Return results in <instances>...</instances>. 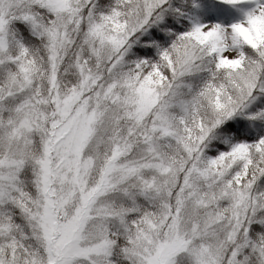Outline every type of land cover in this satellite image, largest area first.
Segmentation results:
<instances>
[{"label": "snow or ice", "instance_id": "obj_1", "mask_svg": "<svg viewBox=\"0 0 264 264\" xmlns=\"http://www.w3.org/2000/svg\"><path fill=\"white\" fill-rule=\"evenodd\" d=\"M170 7L0 0V264H264V130L253 136L239 119L264 97V41L241 32L264 21V0H199L193 10L208 22L191 26ZM237 9L244 18L233 21ZM25 26L42 48L16 39ZM197 73L207 75L176 100ZM230 133L229 148H209ZM102 139L110 164L79 208L33 201L26 167L42 190L60 177L75 185V163Z\"/></svg>", "mask_w": 264, "mask_h": 264}, {"label": "clouds", "instance_id": "obj_2", "mask_svg": "<svg viewBox=\"0 0 264 264\" xmlns=\"http://www.w3.org/2000/svg\"><path fill=\"white\" fill-rule=\"evenodd\" d=\"M238 49L229 48V54L238 53ZM212 57H208V61H212ZM209 66L213 67L215 70V80L218 84H225L229 80L227 71L223 69H215L214 64ZM207 75V73H197L196 75L185 77L179 83L181 87L177 89L176 100L190 98L193 91L198 88L201 82V77ZM183 85V86H182ZM205 113L211 118L212 113L208 110V101L204 102ZM105 127H107V121L105 122ZM35 147L32 150V154H35ZM108 144L105 140L93 141L86 145L85 150L81 153V158L75 163V175L78 178L79 183L73 185L71 182H66L63 177L59 178L58 187L51 188L50 191L42 190L38 184V173L35 167L29 166L24 169L23 180L25 187L29 189L32 193V199L35 203H38L42 195H54L62 200L68 205V209L79 208L81 203V197L85 189L93 186L98 178L104 173L105 169L110 164V159L107 158ZM72 169L69 168V171ZM65 176L67 173L64 174ZM55 182V181H54ZM79 190V191H78ZM117 200V197H113ZM102 207V206H101ZM187 227V224L185 225ZM114 231H120V226L118 224L113 225ZM96 231V226L92 225L88 229L89 236H94ZM120 264H127V261H120Z\"/></svg>", "mask_w": 264, "mask_h": 264}, {"label": "rangeland", "instance_id": "obj_3", "mask_svg": "<svg viewBox=\"0 0 264 264\" xmlns=\"http://www.w3.org/2000/svg\"><path fill=\"white\" fill-rule=\"evenodd\" d=\"M171 7L168 9V13L171 14L174 18V16H178L179 13H181L182 8H189L193 10V5L196 3H199V0H169ZM179 8L180 12H176L175 9ZM194 12V23L196 22H203L207 23L208 21L200 16L197 12ZM244 18V14L242 10L237 9L236 13L231 17L233 21L240 20ZM219 22H224L223 19H221ZM242 34L244 37L249 40H255L258 37L262 36L264 34V21H258L253 29H241ZM264 39V38H263ZM264 97L250 100L247 102V107L243 108L241 110V114L239 116V119L244 121L247 128L250 130H257L256 132L259 133L262 129L264 130V126L261 120H264V116H257L255 119H250V115L253 113H259L261 110L256 109V105L259 102H263ZM78 103L77 99H72L68 102L67 108L68 112L72 113L73 109L76 107V104ZM263 126V127H262ZM262 127V128H261Z\"/></svg>", "mask_w": 264, "mask_h": 264}, {"label": "trees", "instance_id": "obj_4", "mask_svg": "<svg viewBox=\"0 0 264 264\" xmlns=\"http://www.w3.org/2000/svg\"><path fill=\"white\" fill-rule=\"evenodd\" d=\"M181 11L182 12L179 13L178 16H174V19H176L177 24L180 25V26H183L181 24V20H183V19H188L189 20V26L194 24V12H193V10L189 9V8H182ZM149 31H151V29H149ZM144 35H147V33H145ZM143 38L144 37L141 36V40H143ZM263 38H264V34L262 36L258 37L257 39L250 41V42L255 43L257 41H264ZM16 39L20 40L21 42H23L24 44H26V45H28L30 47L42 48L41 38L38 35H36L34 33V31L28 26H25V28H19L18 29ZM138 46L139 45H134L133 47L135 49ZM133 59H135V57H133ZM129 66H131V64H126L124 66V70L126 71ZM67 78L69 80L73 79V76H72L71 72L68 73ZM257 104H258V105H256V109L257 110L264 109V101L263 102H259ZM261 121H262V123H264V120H261ZM263 126H264V124H263ZM250 131H251V134L253 136H255L257 134V132H256L257 130H250ZM225 141H228V142L226 143ZM232 142H235V133H230L227 136H225L223 139L218 138V139L210 140L209 148H212L213 144H219V145H221V150H226L227 148L230 147V144Z\"/></svg>", "mask_w": 264, "mask_h": 264}]
</instances>
